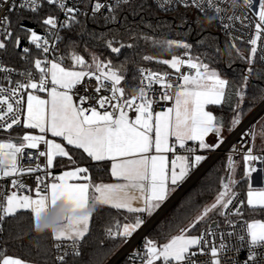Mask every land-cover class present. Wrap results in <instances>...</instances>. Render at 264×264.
I'll list each match as a JSON object with an SVG mask.
<instances>
[{
    "label": "snow or ice",
    "instance_id": "1",
    "mask_svg": "<svg viewBox=\"0 0 264 264\" xmlns=\"http://www.w3.org/2000/svg\"><path fill=\"white\" fill-rule=\"evenodd\" d=\"M43 3L0 0V56L15 55L28 65L18 73L20 79H14L12 73L17 70L0 59V133L7 134V139L0 140V239L8 221L19 219L22 213L30 215L35 231L41 214L59 200L70 206V213L92 206L88 215L70 214L65 226L50 234L51 246L43 253L45 264H69V257L76 264L82 242L87 243L91 235L94 214L107 206L104 236L112 245L102 253L107 255L146 226L171 195L235 133L241 146L229 145L226 175L218 177L219 189L204 186L205 191L216 190L214 201L203 206L176 234H163L166 242L145 239L143 251L134 255L139 264H239L234 253L240 246L230 243L235 237L240 242L247 240L249 255L244 264H264V251L259 253L260 260L256 252L257 248L264 250V220L249 222L245 218L246 212L264 214V124L258 133L259 148L254 142L257 133L242 126L255 107L264 103V88L257 90L259 95L248 91L254 75L264 78L254 67L264 62V0H230L231 14L223 7L228 0H160L158 4L165 12L195 9L209 23L217 22L229 38L225 45L229 57L235 52L236 59L247 65L240 70L238 81L225 78L224 69L213 67L205 54L194 53V45L187 40L158 41L147 33L132 32L128 15L140 16L136 23L144 24L143 0H72L71 4L68 0H47L63 13V19L51 14L40 17ZM237 8L241 9L239 14ZM25 10L31 15L24 16ZM13 14H17L15 20ZM199 19L189 23L183 16L177 27L187 26L192 32ZM25 20L35 21V26ZM89 21L102 22L103 26L121 25L123 21L128 25L125 31L129 40L143 38L165 51L183 52L156 60L173 71L138 68L133 79L139 83L129 89L124 83L123 64L117 67L111 59L95 53L86 59L77 51L75 41L61 50L65 41L61 32H72L78 26L79 34L103 40L111 54L120 55L122 49L136 46L121 42L116 35L111 39H105L104 33L97 36L87 29ZM37 27L44 30L42 34ZM111 31L109 28L108 33ZM238 42L247 46V55ZM154 59L142 56L143 61ZM226 63L232 68V60ZM93 80L95 86L90 91ZM155 85H159L158 90ZM169 102L172 106H167ZM225 105L232 113L227 119L215 115L210 107ZM259 119L264 120V116ZM16 128L24 129L23 134L12 136ZM105 164L110 167L105 168ZM90 165L114 182L94 180ZM57 167L62 169L59 173L55 172ZM238 167L243 168L239 178ZM26 178H32L34 186ZM257 179L260 186H254ZM241 183L246 185L243 197L236 190ZM198 207L195 203L186 205L168 222L169 231L183 224ZM198 225L203 230L193 234ZM0 264L34 262L8 255L0 246Z\"/></svg>",
    "mask_w": 264,
    "mask_h": 264
},
{
    "label": "trees",
    "instance_id": "2",
    "mask_svg": "<svg viewBox=\"0 0 264 264\" xmlns=\"http://www.w3.org/2000/svg\"><path fill=\"white\" fill-rule=\"evenodd\" d=\"M145 7L143 10L144 24H137L136 22L140 20V16L137 15H128V20L131 22V31L140 33H147L154 40L165 41V40H187L188 42L194 45V53L200 54L203 53L208 59L213 61V67L224 69L225 78L230 81H238L240 76V70L242 68H247L246 64L241 63L235 57V52L232 56L229 57L225 51V45L228 42L229 38L222 33L220 26L217 22L209 21L197 10L183 8L179 12L168 11L165 12L161 10L154 0H143ZM55 12V6L44 4L40 10V17H43L48 14H53ZM212 13L210 12L209 15ZM17 14H13L12 19H16ZM24 16H30L31 13L25 10L23 12ZM186 16L189 23H192L199 17V26L193 24V31L189 32L187 26L180 28L177 27L181 23V17ZM82 19V18H81ZM84 19H82L83 21ZM25 23L35 26V21L25 20ZM147 24H151L153 27L148 28ZM123 25V21H121ZM108 25L103 26L102 22L93 23L91 21L87 22V29L94 31L97 36L101 33L106 34L105 39H111L113 35H116L121 38V42L129 43L133 42L136 46L134 49L124 48L121 50L120 55L111 54L110 50L106 48L103 40L93 39L88 35H81L80 27L78 26L74 31L67 32L62 31V35L65 36V41L60 45L61 50H64V45L69 41H75L77 44V51L85 56L86 59L90 58V54H102V58H109L112 60L113 65L120 66L123 64L126 69V81L125 85L130 89L138 85L139 81L134 80V76H138L137 69L142 65H150L157 70H166L168 69L167 65L157 63L156 60L161 59H171L172 55H181L183 49H173L171 52L165 51L159 45H154L152 41H146L143 38H139L136 41L129 40L128 33L125 31V28L128 25ZM163 25V26H158ZM111 28V33H108V29ZM203 29V31H201ZM36 30H41L37 27ZM198 40H202V44H197ZM26 44V42H25ZM241 52L244 55L248 54L247 46L244 44H239ZM219 48L220 51L217 52L216 49ZM149 55L153 56L155 59L152 62H147L142 60V56ZM11 63L21 68H26L28 65L24 63L18 56L11 55L5 56ZM127 58V63L125 60ZM232 60V68L227 67V61ZM208 62V60H205ZM255 69L261 74H264V62H260L254 65ZM260 88H264V78L257 79L254 75L251 79V87L248 90L249 94H257V91ZM215 115L230 118L232 113L227 105L220 106H210ZM264 116V114L262 115ZM264 124V120H258V128L260 131V125ZM15 130V129H14ZM13 130V131H14ZM7 134L0 133V138L6 137ZM255 145L257 148L261 147L256 141ZM71 146H69L70 148ZM60 159V158H59ZM58 159V160H59ZM64 163L67 164L66 158H64ZM226 154L220 156L215 160L211 166L194 182V184L175 202V204L153 225V227L141 238L136 247L127 253L118 264H133L131 258L134 253L143 248L145 239H152L159 243L166 242V237L163 234L168 236L174 235L177 232L179 227L186 226L201 209L203 206L207 205L209 202L214 200L215 195L217 194L216 190L219 189L218 177L223 175L225 166H226ZM105 168L110 167V165L105 164ZM91 175L93 179L99 182L100 180L106 181L111 179V177L103 172H98L97 169L90 165ZM238 178L243 173V168H237ZM206 184H211L216 186V190L205 191L204 186ZM246 194V185L241 183L239 186ZM195 203L200 207L196 208L195 211L184 221L183 224L173 227L169 231L170 225L169 221L174 220L177 214L182 211L186 205ZM109 211L107 206L101 207L97 210V213L94 214L91 221V235L88 238L87 243L82 242V247L80 249L81 256L77 258L76 264H106L122 247L113 248L111 252L107 255L102 253L107 252L109 248L112 247L111 242L105 239V223L107 220L106 213ZM113 212L115 210H112ZM246 219L249 221L252 219H262L264 220V214L256 213L252 214L246 212ZM202 225H198L197 229L193 233L199 232ZM4 237L2 240V247L6 248L8 255L19 256L22 259L33 261L34 264H45L43 259V253L50 248L51 239L49 233H44L43 235L37 234L35 231H32V220L29 214L22 213L20 218L17 220L10 219L5 225ZM19 237V238H17ZM69 264H72V259L69 257Z\"/></svg>",
    "mask_w": 264,
    "mask_h": 264
},
{
    "label": "built area",
    "instance_id": "3",
    "mask_svg": "<svg viewBox=\"0 0 264 264\" xmlns=\"http://www.w3.org/2000/svg\"><path fill=\"white\" fill-rule=\"evenodd\" d=\"M68 2H69V4H71L72 3V0H68ZM154 2L158 5L159 3H160V0H154ZM44 4H48L47 3V0H44V3H43V5ZM43 5H42V7H43ZM54 6V5H53ZM81 7H83V5H80ZM223 7H225V8H228V14H231V11H232V9H231V4H230V0H228V3L227 4H225V5H223ZM236 12H237V14H239L240 12H241V9L240 8H237L236 9ZM51 15H54V16H58L60 19H63L64 18V16H63V13L62 12H59L58 10H57V8L55 7V12L53 13V14H51ZM13 16V15H12ZM82 19H84L83 17H81ZM237 27H239V24H237ZM43 29H41V30H38V32H40L41 34L43 33ZM223 33V32H222ZM61 34H62V32H61ZM224 34V33H223ZM27 43V42H26ZM0 59H2L3 60V62H4V64L5 65H7L8 67H10V68H14V69H16L17 71L15 72V73H12V75H13V78L14 79H20V76L18 75V73L20 72V71H23V70H25V68H21V67H19V66H16V65H14L13 63H11L5 56H0ZM140 67H143V68H149V69H152L153 71H160V72H163V71H173L172 69H170V68H168V69H166V70H157V69H155V68H153L152 66H150V65H142V66H140ZM186 69H182V71H185ZM0 75H3L2 73H0ZM95 86V81L93 80V81H91V83H90V86H89V90L91 91V89L93 88ZM154 88L156 89V90H158L159 89V85H155L154 86ZM81 91H82V89H81ZM262 104V103H261ZM260 104V105H261ZM260 105L257 107V108H255V110H253L245 119H244V121H243V127H245V128H248V127H252L253 128V125H254V123L258 120V118H259V116L263 113V111L262 112H257L258 111V108L260 107ZM167 106H172V104H171V102H169L168 103V105ZM156 110H160L159 109V107H157L156 108ZM249 139H251V137H249ZM237 141H238V136H236V134L234 133L230 138H229V140L227 141V143H226V145L225 146H223L221 149H219V150H217L216 152H214L212 155V158H214V160L213 159H208L207 161H205L201 166H199L198 167V169L188 178V183H190V181L196 176V178H195V180H197L199 177H200V175L204 172V170L210 165V164H212L215 160H217L220 156H222V155H224V154H226L227 155V153H228V151H229V145L230 144H232V143H237ZM190 144L192 143V142H189ZM241 145L239 144V143H237V147H240ZM234 159H237V160H239V157H234ZM213 160V161H212ZM43 162V158H41V163ZM25 166H28V163H27V161H25ZM211 166V165H210ZM226 166H227V163H226ZM226 166H225V169H224V172H223V175L222 176H225L226 175ZM204 167V168H203ZM203 168V169H202ZM55 172L56 173H58V171H57V168L55 169ZM238 178V177H237ZM195 180H193V181H191V183L192 182H194ZM6 181H7V178H6V180L4 181V183H6ZM26 182L29 184V185H33L34 186V180L32 179V178H26ZM237 191H239L240 193H241V196L243 197L245 194H244V191L241 189V188H237L236 189ZM217 219H219V217H217ZM221 223L223 224V221L221 220ZM213 228H215V225H213ZM201 230H203L202 228H201ZM200 230V231H201ZM225 231H231V229H224ZM3 237H4V233H3ZM2 240L3 239H0V246L2 245ZM141 240V239H140ZM140 240H138L137 241V243H139V241ZM137 243L127 252V253H129L131 250H133L134 249V247H136V245H137ZM230 243L233 245V246H240V250L238 251V252H236V253H234V255H235V257H236V259L239 261V264H244V261L248 258V255H249V248L247 247V240L245 241V242H240L239 240H237L235 237H233V238H231V240H230ZM139 251L140 252H142L143 251V248H141V249H139ZM261 251H264V250H261V249H259V248H257L256 249V252H257V259L258 260H260V256H259V253L261 252ZM126 253V254H127ZM136 253V252H135ZM125 254V255H126ZM124 255V256H125ZM230 255H232V253H230ZM123 256V257H124ZM199 259H204L203 257H200ZM131 260H132V263L133 264H139V260H138V258L135 256V255H133V257L131 258Z\"/></svg>",
    "mask_w": 264,
    "mask_h": 264
},
{
    "label": "clouds",
    "instance_id": "4",
    "mask_svg": "<svg viewBox=\"0 0 264 264\" xmlns=\"http://www.w3.org/2000/svg\"><path fill=\"white\" fill-rule=\"evenodd\" d=\"M92 211V206H89L78 212L70 213V206L66 205L63 200H59L54 208H50L47 212L41 214L35 232L37 234L58 232L65 226V221L70 214L78 217L88 215Z\"/></svg>",
    "mask_w": 264,
    "mask_h": 264
},
{
    "label": "bare ground",
    "instance_id": "5",
    "mask_svg": "<svg viewBox=\"0 0 264 264\" xmlns=\"http://www.w3.org/2000/svg\"><path fill=\"white\" fill-rule=\"evenodd\" d=\"M262 111H264V103L260 105L257 112H262ZM195 178L196 176L191 181L195 180ZM191 181L183 189H181L175 196H173L172 199L168 203H166V205L162 207L154 215V218L150 219L148 224L143 228H141V230L107 264H117L119 259L122 258L133 247L134 243H136L139 238L141 239V237L144 236V234L154 224V222H156L158 218H160L170 208V206L176 201V199L180 196V194L189 186V184H191Z\"/></svg>",
    "mask_w": 264,
    "mask_h": 264
},
{
    "label": "water",
    "instance_id": "6",
    "mask_svg": "<svg viewBox=\"0 0 264 264\" xmlns=\"http://www.w3.org/2000/svg\"><path fill=\"white\" fill-rule=\"evenodd\" d=\"M259 105H260V104H259ZM259 105H257L255 108H257ZM254 110H255V109H254ZM212 154H213V153H212ZM212 154L209 156L208 159H213V160H214V158H212V156H213ZM208 159H207V160H208ZM213 160H212V161H213ZM210 165H211V164H210ZM210 165L204 170V172L210 167ZM204 172H203V173H204ZM203 173H202V174H203ZM202 174H201V175H202ZM201 175H200V176H201ZM195 181H196V180H195ZM195 181H194V182H195ZM194 182H192L191 184H189V186H188V187H187V188H186V189L180 194V196L176 199V201H177V200H178V199H179V198H180V197H181V196H182V195H183V194H184V193H185V192H186V191H187V190H188L193 184H194ZM187 184H188V180H187V181H186V182H185V183L179 188V190L175 193V195H176L181 189H183ZM175 195H173V196H175ZM171 199H172V197L169 199V201H170ZM169 201H167L166 203H168ZM176 201H175V202H176ZM175 202L170 206V208L175 204ZM166 203H165L162 207H164V206L166 205ZM170 208H169V209H170ZM169 209H168V210H169ZM168 210H167V211H168ZM158 211H159V210H158ZM158 211H157V212H158ZM167 211H166V212H167ZM166 212H165V213H166ZM165 213H164V214H165ZM164 214H163V215H164ZM154 215H155V214H154ZM163 215H162V216H163ZM162 216H161V217H162ZM161 217H160V218H161ZM160 218H158V220H159ZM158 220H157V221H158ZM157 221H156V222H157ZM156 222H154V224H155ZM154 224H153V225H154ZM153 225L147 230V232L153 227ZM147 232H146V233H147ZM125 245H126V244H125ZM125 245H124V246H125ZM124 246H123V247H124ZM123 247H122V248H123ZM122 248H121V249H122ZM121 249H120V250H119V251H118L113 257H115V256L121 251ZM113 257H112V258H113ZM112 258H111V259H112ZM122 258H123V257H122ZM122 258H120L119 261H120ZM111 259H110V260H111ZM110 260H109V261H110ZM109 261H108V262H109ZM119 261H118V262H119ZM108 262H107V263H108ZM107 263H106V264H107Z\"/></svg>",
    "mask_w": 264,
    "mask_h": 264
},
{
    "label": "rangeland",
    "instance_id": "7",
    "mask_svg": "<svg viewBox=\"0 0 264 264\" xmlns=\"http://www.w3.org/2000/svg\"><path fill=\"white\" fill-rule=\"evenodd\" d=\"M263 114H264V111H263V113H262L260 116H262ZM260 116H259V117H260ZM258 120H259V118H258ZM258 120H257V121L254 123V125H253V131L257 133V136H256V138H255V141H256L259 145H261V138H260L259 135H258V133H259ZM3 139H7V136H6V137H2V138H0V140H3ZM254 186H260V185L256 183ZM173 194H174V193H173ZM173 194H172V195H173ZM172 195H171V197H173ZM174 195H175V194H174ZM171 197H170V198H171ZM170 198H169V199H170ZM213 201H214V200H213ZM213 201L209 202L207 205H209V204L212 203ZM165 203H166V202H165ZM157 211H158V210H157ZM201 211H202V209H201L199 212H201ZM199 212H198V213H199ZM198 213H197L196 215H198ZM196 215H195V216H196ZM195 216H194V217H195ZM194 217H193V218H194ZM193 218H192V219H193ZM143 227H144V226H142V228H143ZM201 228H202V227H201ZM201 228H200V230H201ZM140 230H141V229H139L136 233H134V235L131 237V239H132V238H133V237H134V236H135ZM200 230H199V231H200ZM197 233H199V232H197ZM197 233H193V234H197ZM145 234H146V233H145ZM145 234H144V235H145ZM141 238H142V237H141ZM131 239H130V240H131ZM130 240H129V241H130ZM138 240H140V238H139ZM138 240H137V241H138ZM136 243H137V242H136ZM136 243H134V245H135ZM124 245H125V244H124ZM124 245H123V246H124ZM134 245H133V246H134ZM117 264H118V263H117Z\"/></svg>",
    "mask_w": 264,
    "mask_h": 264
},
{
    "label": "crops",
    "instance_id": "8",
    "mask_svg": "<svg viewBox=\"0 0 264 264\" xmlns=\"http://www.w3.org/2000/svg\"><path fill=\"white\" fill-rule=\"evenodd\" d=\"M41 95H42V96H45V98H46V94H41ZM33 131H34V132H37V134H38V130H33ZM23 132H24V129H22V128H16L14 131H12L11 134H12V136H18V135H22ZM49 138H51V137H50V134H49ZM55 139L57 140V142H62L60 138H55ZM210 139H214V137H210ZM58 159H59V158H58ZM61 170H62V169H61L60 167H57V171H58V173H59ZM187 180H188V179H187ZM187 180H186V181H187ZM186 181H185V182H186ZM103 182H114V179L111 178V179L106 180V181H103ZM256 183L260 185V181H259V179H257ZM183 184H184V183H183ZM183 184H182V185H183ZM182 185H181V186H182ZM181 186H180V187H181ZM180 187H179V188H180ZM179 188H178V190H179ZM178 190H177V191H178ZM177 191H176V192H177ZM176 192H175V193H176ZM175 193H174V194H175ZM174 194H173V195H174ZM173 195H172V196H173ZM261 220H262V219H261ZM249 222H251V220H250ZM197 234H198V233H197Z\"/></svg>",
    "mask_w": 264,
    "mask_h": 264
}]
</instances>
